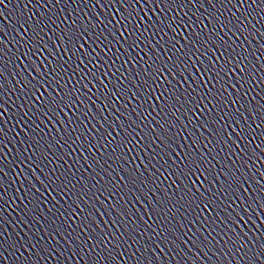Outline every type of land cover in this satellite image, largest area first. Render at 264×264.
I'll list each match as a JSON object with an SVG mask.
<instances>
[{
  "label": "snow or ice",
  "instance_id": "6c2138e0",
  "mask_svg": "<svg viewBox=\"0 0 264 264\" xmlns=\"http://www.w3.org/2000/svg\"><path fill=\"white\" fill-rule=\"evenodd\" d=\"M10 2L0 0V14L7 15L5 10ZM149 3L165 13L158 23L149 25L154 29L153 36L159 35L155 46L161 49V54L149 60L144 56L137 59L132 54L140 47V36L136 33L141 17L137 16V11ZM89 4L92 8L109 10L116 4L120 16L114 23L105 13L93 15ZM29 5L32 7L26 18L21 13L15 21L18 28H13L22 39L13 36L12 40L16 45L26 46V52L21 55L27 64L26 75L19 72L15 75L17 82L23 84L22 94L29 101L33 96L40 98L41 103L39 109L30 104L21 119L32 114L42 123L41 117L55 118L75 104L86 103L84 93L77 87L81 81H86L82 85L84 88L97 90L88 96L87 103L98 104V109L86 111L83 119L72 112L69 120L60 122L59 130L78 133L74 139L67 133L62 136V146L74 151L73 145L79 141V148L92 156L86 165L92 171L90 179L81 176L75 183L72 182L75 171L71 176L67 171L60 175H56V169L46 171L47 164L38 162V156L47 161L51 146H46L47 152H41L35 128L31 129L30 139L17 141V145L24 143L27 147L17 149L11 161L0 155V201L7 204L4 198L16 183L20 184L16 191L24 189L25 200L29 193L34 198L24 205L25 209L33 205L29 211L22 210L13 218L19 231L8 227L7 221L0 216V257L11 260L12 264H41L50 258H55L58 264H66V260L74 257L83 264H123L125 257L134 264H188L189 261L200 264L201 260L219 261V264L225 261L227 264L233 261L264 264V235L251 237L237 229V224L251 220L258 208L264 209V196L257 200L255 196L244 195L252 188V178L246 175L250 171L248 165L254 167L259 157L255 156V150L250 154L248 144L243 143L248 134L255 131L249 121L255 122L258 116L260 123L256 127L264 125V88L255 91L257 86L264 85V76L255 75L257 69L251 59L264 60V51H260L264 48V30L256 29V25L264 21V0H26L24 8L28 9ZM169 12L173 14L169 16ZM8 18L11 20L10 16ZM133 21L137 22L136 27L129 28ZM185 28L187 31H183ZM8 35L5 32L0 38V60ZM257 35L260 48L253 51L244 46L249 39L255 41ZM132 36L136 39L128 44ZM41 49H47L48 56L38 60L35 57ZM16 50L19 51V47ZM124 52V63L115 67ZM63 53H68L67 60ZM29 57L31 62H28ZM73 57L77 63L69 73ZM10 63L15 62L11 58L4 61V69ZM89 64L92 67L84 75H78L80 66ZM124 64L136 70L126 75L121 71ZM101 65L107 71L97 75ZM259 70L264 73V64ZM65 73H68L66 84L77 77L67 92L60 83ZM109 75L115 79H102ZM3 76L4 70L0 69V78ZM45 86L51 89L46 98L41 92ZM3 88L0 84V89ZM74 92L80 94L74 96ZM249 92L255 95L246 100ZM113 98L124 103L116 106L118 116L109 124L113 112L107 101ZM9 99L11 97L4 98L0 94V116L10 111ZM135 101L139 103L125 113L123 109ZM253 101L259 104L258 108ZM144 112L148 116L156 114L148 121ZM73 124L74 127H67ZM36 128H40V123ZM93 129L99 135L89 136L88 131ZM0 133L6 135L2 126ZM181 136L188 139L187 146L177 143ZM93 140L96 143H92ZM261 143L264 144V137ZM0 144L4 145L0 152L12 151L3 136H0ZM98 145L110 149L106 157ZM218 145L219 152L212 156ZM256 148L261 145L257 144ZM25 152L29 154L24 155ZM130 152L150 158L133 166V161L140 157L129 156ZM97 153H100L98 158ZM221 153H224L223 160H217ZM51 154L58 160H65L69 153ZM260 155L264 156V148ZM170 156L178 160L169 159ZM160 160L164 163L157 167ZM29 163L34 171L22 175ZM217 164L222 166L212 176ZM9 168L18 175L6 184ZM150 169L154 171L150 173ZM161 177L173 178L172 183L162 188ZM49 189L60 196V207L53 213L50 223L43 215L45 193ZM222 195L226 198L221 199ZM114 196L118 198L113 199ZM141 201L146 212L143 208L134 210L133 202ZM206 208L213 209L215 218L201 217L200 213ZM37 209L41 213L39 220L29 215ZM0 210L6 211L3 204ZM47 212H52V208ZM137 212L143 214L137 215ZM78 216L79 223L73 226L71 221ZM101 216L106 219L101 220ZM62 217L69 221L66 227ZM33 225L38 226L39 236L31 231Z\"/></svg>",
  "mask_w": 264,
  "mask_h": 264
},
{
  "label": "water",
  "instance_id": "95a60500",
  "mask_svg": "<svg viewBox=\"0 0 264 264\" xmlns=\"http://www.w3.org/2000/svg\"><path fill=\"white\" fill-rule=\"evenodd\" d=\"M6 2H8V0H6ZM26 2V0H11V2L9 3V7L5 10V12L7 13V15L5 14H0V38L4 37V33L8 32L9 35L5 38V52L3 54V59L0 60V69L4 70V76L2 78H0V84L4 85L3 89H0V94H2L4 96V98H8L11 97V99L8 100L9 103V107H10V111L6 112L3 116H0V126H2L5 129V133H0V136L4 137V142L6 144H8V148L12 149V151H8L7 149H5L3 152H0V155H4L7 156L8 161H11L13 159V157H15L17 155V149H24L27 147L26 144L24 143H20L19 145H17V141H22L24 140L26 137H28L29 139L31 138V129L35 128L36 132L39 133V135H37L35 138L37 140H40L41 143V152H47V147L48 145L51 146V152H48V160L45 161L42 158H40L38 156V162L44 164H47V170L50 169H56V175H60V173L62 172H66L69 176H71V172L75 171L76 172V176L72 177V182L75 183L76 179L80 178L81 176H84L86 178H89V173L92 171V169H87L86 165L88 162L91 161L92 156L89 155L88 152H86L84 149H80L79 148V141L73 145V147L76 149L74 151H70L69 148L67 146H62L63 141L61 140L62 136H65L67 133V129H65L64 131L59 130L61 128V124L60 122L62 121H67L71 118V113L72 112H76V114L78 116L81 117V119L84 118L83 114L86 111L89 110H97L98 109V104H90L87 103V98L88 96H90L92 94V92L97 91L95 88H92L91 91L88 90V88H84L82 85L87 83L86 81H81L80 84L77 85V87H79L81 89V92L84 93V99L86 101V103L84 104H75L73 107H71L70 109L65 110V113L61 114L60 116H57L55 118H51V117H41V120L43 121L41 123L40 120H35V118L32 116V114H29V116L23 117V119H21L23 112L27 110V107L31 104L33 106H35L37 109H39V105L41 103V99L37 98L35 96H33L31 98V101H29V98L27 96H24L21 92V89H23V84L18 83V77H16L15 72H19L21 73V75H26L24 69L27 68V64L24 62L25 61V57L23 55H21L22 53L26 52V46H19L16 45V41L12 40L13 36H16L17 39H22L21 35H18L17 31H13V28H18V25L15 24V21L18 17L21 16V13L25 14V18L27 16V14L29 13V11L31 10V5H29L28 9L24 8V3ZM2 7V6H0ZM59 7V6H58ZM73 7H75V5H73ZM135 7V6H134ZM89 8H91V11L93 13V15H100V13H105L106 15H108V17L110 19H113V22L115 23V18L120 16L119 11L117 10L118 5L113 4L111 10H109L106 7H97V8H92L91 4H89ZM69 11H71V9H69ZM241 11H243V9H241ZM145 13L147 15H145ZM173 13L169 12L168 15L171 16ZM61 15L63 16L64 14L61 13ZM81 15H83V12H81ZM165 15V13L163 11H161L159 8H157L155 5H153L152 3H149L147 7L141 8L137 11V16L141 17V19L139 20V24L140 27L136 33L137 36H140V40L138 41L140 43V47L137 48L135 50L134 53H132L133 55L136 56L137 59H139L141 56H144L145 60H149V57L154 56L155 54H161V49L157 48L155 46V40L159 39V35L153 36V31L154 29H152L151 27H149L150 24H152L153 22H159L160 19ZM255 15V14H254ZM11 17V20H9L8 17ZM104 17L102 16L101 19H103ZM256 19H259V16L256 17ZM68 23H71V20L68 21ZM81 23H83V21H81ZM136 21H133L132 24L128 25L129 28H135L136 27ZM261 24H264V21H261V23H258L256 25V29L259 30H264L261 29ZM5 25H7L8 27H5ZM61 28L64 27L63 24L60 25ZM116 27L119 28L120 25L117 23ZM109 28H111V25H109ZM148 29L147 31H145V29ZM123 31V29H122ZM183 31H187V28L183 29ZM140 33H143V35H140ZM107 34V32L105 33ZM162 35V33L160 34ZM245 35H248L247 33H245ZM145 37H148L149 39H145ZM136 36H132L130 39H128L127 43L130 44L132 42V40H135ZM168 37H165V40H167ZM183 38L181 37V40ZM7 41H12L11 44H8ZM260 37L257 35L256 36V40L253 41L252 39H249V41L244 45L247 48L252 49L253 51H255L257 48H260ZM161 43L163 44L164 41H161ZM148 45V46H146ZM179 46V45H178ZM17 47H19V51H17ZM151 48V50H150ZM8 49H11V52L8 51ZM125 49H127V44H125ZM116 46H113V52H116ZM239 50V49H238ZM124 50H122L123 52ZM260 51H264V48H260ZM145 53H147V55H145ZM64 55V60L68 59V53H63ZM77 55H79V53H77ZM95 55V53L93 54ZM109 55L111 56L112 53H109ZM48 56V50L47 49H41L39 53H37L36 55V59L38 60H43L45 57ZM19 59H16V58ZM12 59L15 63H10L7 65V68L4 69V61H8L9 59ZM126 58V52H124V54H121L120 59L116 61L115 67H119L121 64L124 63ZM166 58V55H165ZM31 57H29L28 62H31ZM175 59V57H174ZM251 59L254 61L255 67H256V72L255 75L257 77L259 76H264V73H262L259 68L262 64H264V60H255L254 57H251ZM63 62V61H61ZM151 62V61H149ZM71 64V67L68 69V72L70 73L72 68L76 67V58L73 57V59L69 62ZM132 64H134V62H132ZM16 65H19V67H16ZM50 66H54V65H50ZM92 65L89 64L87 65V67H85L84 65L80 66V69L78 70V75H84L87 72L88 68H91ZM114 70V69H113ZM135 67H132L130 64H124V68L121 69V71L125 72V74H129V71H135ZM29 72H31V69H28ZM107 71V69L101 65L99 71L97 72V75H100V73ZM117 75H119V73H117ZM168 74L166 73L165 76H167ZM194 76H199V73H193ZM68 73L64 74V79H61L60 83L63 86V91L67 92L70 89H72L73 84L76 83V79L77 77H73L72 78V82L71 83H65V80L67 79ZM91 78V77H89ZM201 79H203V77H200ZM102 79L108 80V79H115L114 77L106 76V77H102ZM177 80H179V76L176 77ZM94 83H96L94 81ZM190 83V82H189ZM30 87V85H29ZM53 87H55V85H53ZM247 87V86H246ZM261 88H264V85H259L256 87L255 91L259 92L261 90ZM11 90V91H10ZM181 90H183V88H181ZM51 91V89H48L47 86L44 87V89L41 90V92L44 94V97L46 98L47 96V92ZM57 91H59V89H57ZM80 93H76L74 92L73 95H79ZM264 94V93H262ZM155 95V94H154ZM227 95V94H226ZM255 95L254 92H249L248 97H246L247 99H251L253 96ZM113 100L115 101V103H113ZM113 100H109L107 101L110 105H111V110L113 112L112 116L109 118L108 123L110 124L112 122V120H115L118 116V113L115 112V108L117 105H122L124 103V101L122 100H118L116 98H113ZM14 101V103H13ZM139 103V101H135L132 102L129 108H124L123 111H125V113H128L131 111V107H135V104ZM155 103H159V101H155ZM253 103H256V101H253ZM257 108L259 107V104L256 103ZM77 109H79V111H77ZM155 112L152 113V116H155ZM196 115L198 116L199 113H196ZM144 116L148 117V121H150L152 119V116H148L147 112H144ZM148 121H145V123H147ZM40 123V128H36V124ZM250 124H252V127L255 129L254 132H250L247 136V139H245L243 141V143H247L248 144V148H249V153L251 154L253 152V150H255V156L259 157V160L257 161V163L255 164V166L253 167L251 164L248 165V168L250 169V171H247L246 175L250 176L252 179L250 181V183L252 184V188L250 189L249 192H245L244 195L246 197L248 196H255L257 200L260 199L261 196H264V156L260 155L261 152V148H264V144L261 143V138L264 137V125H262L260 128L256 127L257 123H260L259 121V117H255V122L253 121H249ZM75 125H69L67 127H74ZM41 129H44V131H41ZM50 129V130H49ZM83 130V129H81ZM46 133V134H45ZM68 135H71V137L74 139L76 135H78L77 132H71V133H67ZM199 134V133H197ZM88 135L92 136V135H99L98 132H95V130H91L88 131ZM41 137H43V139H41ZM233 139H235V137H233ZM249 141H251L249 143ZM147 142V141H145ZM69 143H71V141H69ZM92 143H96L95 140L92 141ZM178 144H183L184 146H187L188 144V139L185 138L184 136H181L178 141ZM260 144L261 148H256V145ZM4 145L0 144V149H3ZM88 147L87 142H85V148ZM98 147H100L101 152H103L105 154V157L107 155V152L110 151V149H105L103 148L102 145H98ZM197 147H200V145H197ZM219 145L216 147V149L212 152V156H215L217 152H219ZM183 149H181L182 151ZM93 151H95L93 149ZM150 151V150H149ZM202 151H205L204 149H202ZM51 153H56L57 156L63 155L65 153H69L65 160L67 162H65V160H58L56 159L54 156H52ZM28 152H25L24 155H28ZM97 158L99 157L100 153H97ZM129 156L132 155H137L140 158L133 161V166H135L136 164H140L141 160H147L150 157L148 156H144L139 152L136 153H128ZM163 155V154H162ZM85 156H88V160H85ZM224 157V153H221L220 156L217 157V160H223ZM169 159H177L178 157L176 156H170L168 157ZM211 158V157H209ZM233 159H235V157H233ZM7 163V161L5 162ZM28 163V162H26ZM164 161L160 160V163L157 164V167L160 166V164H163ZM213 163H216V161H213ZM229 166L230 165V162ZM16 164H19V161H16ZM221 164H217V167L215 169H212V176L216 175L217 170L221 167ZM15 167V166H13ZM113 167H117L116 164H113ZM165 167H167V165H165ZM77 169H79V171H77ZM141 169H143V165H141ZM9 175L7 177H5V183H9L12 181L13 176L14 175H18L13 173L12 169L9 168ZM34 171L32 165L29 163L28 164V168L27 170L22 174V175H27L28 172ZM150 173L152 171H154L153 169L149 170ZM212 177L210 176L209 179H211ZM53 179H55V176L53 177ZM172 179L171 177L165 179L164 177H161V180H163V184L161 185V187H166L168 184L172 183ZM115 183V180L113 181ZM258 182V183H257ZM57 184L60 183L59 180L56 181ZM159 183V181H158ZM207 186V185H205ZM20 187L19 183L13 184L12 188L9 189V191L7 192V195L5 196V200H7V204H4V201H0V204L4 205V209H6V211L0 210V216L3 217V219L5 221H7V226L8 227H12L13 230L15 231H19V227L15 226L14 224V217L16 215H19L21 213V211H29V209H31L33 207V205H29L28 209L24 208L25 203H27V200H33V196L31 193L28 194L27 200L24 199L23 196V192L24 189H21L20 191H16L17 188ZM69 187H71V185H69ZM79 187H77V190H79ZM173 188H175V185H173ZM87 190V189H85ZM42 191H44L42 189ZM95 191V189H93V192ZM15 193V194H14ZM51 190L49 189L48 192L45 193V195L47 196V199L44 202V213L43 215L48 217L49 223L51 222V219L53 218V213H56V209L60 207V196H58L56 193H51ZM37 196L40 195V193L36 194ZM108 193L105 191V196H107ZM118 198V196H114L113 199ZM225 196H221V199H225ZM53 205H55L56 207H52ZM134 205V210L136 209H140L143 208L144 211H147L146 206L144 205V203L141 201L139 203L133 202ZM221 207H224V205H221ZM48 208H52V212H47ZM15 210V211H13ZM216 211L218 212L219 209H216ZM264 211V209H257L256 212L253 214L251 220L247 221V222H240L237 224V229L241 232H245L248 233L249 236L251 237H260L262 235H264V215H261V212ZM87 214V213H85ZM143 213L141 212H137V215H141ZM29 215H35L36 219L39 220L41 213L40 210L37 209L35 213L29 212ZM201 217H213L215 218V213L213 211V209H204L201 213H200ZM226 215V213H225ZM111 217H107V219H110ZM62 220H64L65 222V227L67 226V224L69 223V221L66 218H61ZM101 220L106 219V217L101 216L100 217ZM220 219H223V217H220ZM80 217L78 216L76 219L72 220L71 223L73 226H76V224L79 223ZM44 221L41 220V224H43ZM60 221H57V224H59ZM149 223H151V221H149ZM209 223H212L211 220H209ZM218 223V221H217ZM23 227V226H20ZM37 225H33L31 228L32 232H36L37 236L40 235L39 232H37ZM25 230H27V228H25ZM109 231H111L112 229L109 228ZM210 230V229H209ZM233 236L236 235L235 232L232 233ZM257 243H259V241H257ZM0 264H12V261L9 259H6L4 257H0ZM41 264H58L57 260L55 258H50L47 261H41ZM66 264H83L82 261H79L78 257H74L71 259L66 260ZM123 264H134V261H129L127 259V257L124 258ZM188 264H192L191 261L188 262ZM200 264H219V261H204L201 260ZM224 264H227V261L224 262ZM232 264H238V261H233Z\"/></svg>",
  "mask_w": 264,
  "mask_h": 264
}]
</instances>
